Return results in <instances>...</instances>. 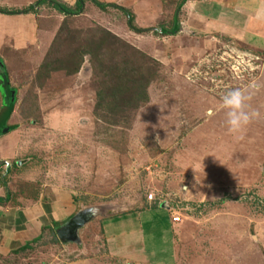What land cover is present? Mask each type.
Returning a JSON list of instances; mask_svg holds the SVG:
<instances>
[{"label": "rangeland", "instance_id": "374dc122", "mask_svg": "<svg viewBox=\"0 0 264 264\" xmlns=\"http://www.w3.org/2000/svg\"><path fill=\"white\" fill-rule=\"evenodd\" d=\"M19 1L0 0V9L24 11L41 0ZM55 1L76 8L73 0ZM241 2L250 13L264 7V0ZM86 5L69 18L50 5L34 7L35 31L45 42L51 32L52 45L37 64L5 49L0 91L6 110L4 70L18 90L11 119L16 133L7 142L11 149L19 142L6 181L12 193L50 198L61 192L71 197L74 216L91 220L71 241L57 238L60 227L44 230L31 250L2 264H264V32L250 41L195 38L188 31L138 34L122 12ZM134 26L140 29L135 19ZM102 30L160 64L156 71L154 63L133 58L131 71L152 79L148 103L128 120L112 107L134 88L121 72L116 81L111 64H125L131 52L121 45L104 50ZM72 55V65L80 63L76 74L42 67L46 57L69 61ZM112 86L119 88L115 100L99 104ZM233 89L247 97V111L258 113L239 133L228 131L221 106ZM172 214L181 222L173 224ZM115 218L107 234L104 224ZM128 223L140 228L126 239ZM117 232L121 238L111 236Z\"/></svg>", "mask_w": 264, "mask_h": 264}, {"label": "crops", "instance_id": "0c3cea01", "mask_svg": "<svg viewBox=\"0 0 264 264\" xmlns=\"http://www.w3.org/2000/svg\"><path fill=\"white\" fill-rule=\"evenodd\" d=\"M28 1L30 0H24V2L22 0L19 2L26 4ZM73 1L76 3V0ZM98 1L100 3H116L122 5L132 12L136 24L140 29L151 30L152 33H160L167 37L175 36V34L169 33L172 29L175 30L177 27L176 23L179 24V33L188 31L195 38H197V36L219 34L223 37L244 38L246 39L245 41H250L247 40L248 36L254 35L260 37V34L264 32V7L261 8L260 6V10L250 13L249 11L251 9L245 7L247 2H241L247 0H183L184 3L181 7H179L181 0ZM28 4L29 3H27V5ZM86 4L93 5L89 1H87L85 5ZM13 8L14 7H11L10 9ZM175 9H178L176 11L179 13V16L173 14ZM14 10L17 9L14 8ZM228 14H230V17H227ZM36 16V14L20 16L0 14L1 27L6 25L14 27V30H11V32L9 30H7L8 32H3L0 29V54L6 49V51L11 52L12 57H16L13 54L20 55L21 60L25 62L28 60L36 64L40 63L43 57L45 58V48L49 49L51 47L53 35L51 32H46L48 42H45V35L41 32V36L39 31H35L36 28H38ZM2 37L5 38L2 39ZM0 60L2 59L0 58ZM3 61L4 60H2V62ZM10 88L16 89L11 86ZM4 101L5 96L0 91V120L4 114ZM13 113L14 109L7 122L8 127L12 125L11 119ZM15 133L16 130L12 131L10 135L6 134L0 136V162H4L8 165L7 167L4 165L0 169V199L3 201L0 203V264L4 263L5 259L12 255L13 252L20 250L28 243L40 239V234L44 230H54L55 225L61 228V225L67 223V220L75 215L71 197L68 198L67 195H62L61 192H56L53 196L54 198H49L47 196L37 198L30 192L17 195H15L16 192L15 194L12 193L9 188L10 183L6 182V178L8 179V172L12 170V164L17 161L15 150L19 148L17 146L19 142L17 141V145L12 149L8 147L7 142H10L9 139L13 138ZM12 161L15 162L12 163ZM124 219L125 218H123V220ZM117 220L120 219L115 218L104 224V227L108 230H106L107 234L114 231ZM108 224L114 229L110 230ZM138 228L140 227H132V225L128 223V227L123 228V232L127 233L125 234V238L133 237L134 231H137ZM119 234H121V232H117L111 236L121 238L117 236ZM135 238L138 239L137 237ZM126 261L130 263V260Z\"/></svg>", "mask_w": 264, "mask_h": 264}, {"label": "trees", "instance_id": "16d2710c", "mask_svg": "<svg viewBox=\"0 0 264 264\" xmlns=\"http://www.w3.org/2000/svg\"><path fill=\"white\" fill-rule=\"evenodd\" d=\"M86 1H89L92 4H94L101 11H105L106 9L112 8V9H115V10L122 12L128 18L129 28L132 29L133 31L137 32L138 34L146 33L148 31V30H143V29H137L134 26L133 15L129 11L125 10L124 8H120L119 6L114 5V4L113 5H107V4L99 3L97 0H76V6H75L76 8H74V9L73 8L70 9V8L56 2L55 0H41V1L37 2L34 6L27 8L24 11H14L13 12L10 10L7 11L4 9H0V14L28 15L29 13L34 12V7H39L42 5H50V7H52V9L56 10L60 15L66 17V18H69V17H75V16L80 15L83 12L82 9H84ZM101 33H102L101 34L102 42L99 45H101V47L103 46V49L104 48L110 49V48H113L117 45H121L120 49H123L125 47L126 51L130 50V52H131V55L126 57L125 64H123V65H121L120 63H115L113 65L111 64V68L113 67L114 71L116 70V76H118V78H116V81H117V79L119 80V78H120L119 73L121 72L125 76V80L130 82L131 83L130 85L134 88V91L131 90L129 92V95L126 94L125 96L123 95V97H121V98H123L124 102H123V100H121V102L118 101L121 99V98H119L118 100H116L117 102H119V104L113 105V107H112V111L114 108H117L120 110V113L122 115L119 118L128 120V116L131 112L132 113L135 112L141 104H147L148 103L149 97L147 94V90L149 87L148 84H150L151 79H152V77L148 79L147 72H143V71L133 72V71H131V68L133 67V64H132L133 60L137 59L138 57H142L144 60L148 61L149 63H151V64L154 63L157 67L156 71L160 67V64L156 63L150 57L142 55L141 52H139L135 48L130 47V45H128L126 42L124 43L123 41H121L117 36H115L111 32H108L106 30H102ZM172 33H174V29H172L169 34H172ZM90 42H91V40L88 43H90ZM68 47L70 49L71 45L69 44ZM71 52H72V50H71ZM47 58L48 57H46V59L44 60L42 67L44 69L49 70V72H63L64 71L67 75H73V74H76L78 72V67H79L80 63H76V64H74V66L72 65L73 62L75 61V56L69 57L68 58V59H70L69 61H66V59L63 60V58L60 59V57H55L51 61H49L50 58L49 59H47ZM127 67H128V69H127ZM121 68L124 69L126 72L121 71ZM156 71H155V73H156ZM2 76H4V79H5V83H4L5 85L4 86L7 88V83L9 80L7 72L3 70ZM118 89L119 88L117 86L107 87V89L104 88L103 93L100 94L98 97V103L102 104V103H104V101L106 102L109 98H112L113 100H115L116 94L118 93ZM16 97H17V95H16ZM16 102H17V98H16ZM6 110H4V112ZM12 131H14V127H11V132ZM10 173H11V171L8 172V174H10ZM6 181H7V178H6ZM2 202H3L2 199H0V203H2ZM163 212L165 213V211H163ZM57 228H59V226L55 225L54 229H57ZM51 231H53V229H51ZM32 245H33L32 243H28L25 247L21 248L18 251L13 252L12 254L19 255L21 253L29 251V250H31Z\"/></svg>", "mask_w": 264, "mask_h": 264}, {"label": "clouds", "instance_id": "9594fccd", "mask_svg": "<svg viewBox=\"0 0 264 264\" xmlns=\"http://www.w3.org/2000/svg\"><path fill=\"white\" fill-rule=\"evenodd\" d=\"M246 99L247 97L240 89L226 92L221 99V106L225 110L226 124L230 133L241 132L250 123L251 119L258 115V113H250L245 109Z\"/></svg>", "mask_w": 264, "mask_h": 264}, {"label": "water", "instance_id": "95a60500", "mask_svg": "<svg viewBox=\"0 0 264 264\" xmlns=\"http://www.w3.org/2000/svg\"><path fill=\"white\" fill-rule=\"evenodd\" d=\"M177 33V27L174 30L173 35ZM0 68L5 69L4 63L0 60ZM7 86L9 88V95H10V102L11 105L8 107V109L4 112L2 118H1V123H0V136L6 135L11 132V128L7 126V122L10 119L13 109L15 107L16 103V95H17V90L10 88L9 81L7 83ZM20 164V163H19ZM5 165L4 162H0V169ZM84 213H80L73 218H71L64 226H62L60 229H58L56 235L58 236L59 240L64 242V241H71L73 238H75V234L77 233L78 229L80 227H83L84 223H87L91 219L88 215H83ZM75 236H74V235Z\"/></svg>", "mask_w": 264, "mask_h": 264}, {"label": "built area", "instance_id": "2783aa9c", "mask_svg": "<svg viewBox=\"0 0 264 264\" xmlns=\"http://www.w3.org/2000/svg\"><path fill=\"white\" fill-rule=\"evenodd\" d=\"M7 166L8 165L6 164V167ZM171 220H172L173 224H178V223L181 222V217L179 215H177V214H172Z\"/></svg>", "mask_w": 264, "mask_h": 264}, {"label": "flooded vegetation", "instance_id": "af4514ba", "mask_svg": "<svg viewBox=\"0 0 264 264\" xmlns=\"http://www.w3.org/2000/svg\"><path fill=\"white\" fill-rule=\"evenodd\" d=\"M1 70V69H0Z\"/></svg>", "mask_w": 264, "mask_h": 264}]
</instances>
